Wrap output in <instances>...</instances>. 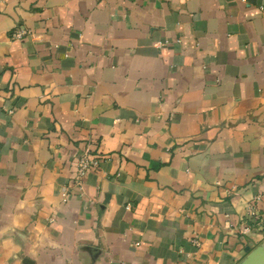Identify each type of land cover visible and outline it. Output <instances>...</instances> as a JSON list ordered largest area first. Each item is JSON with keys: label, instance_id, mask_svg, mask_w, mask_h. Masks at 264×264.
Masks as SVG:
<instances>
[{"label": "crops", "instance_id": "obj_1", "mask_svg": "<svg viewBox=\"0 0 264 264\" xmlns=\"http://www.w3.org/2000/svg\"><path fill=\"white\" fill-rule=\"evenodd\" d=\"M0 264H264V0H0Z\"/></svg>", "mask_w": 264, "mask_h": 264}, {"label": "built area", "instance_id": "obj_2", "mask_svg": "<svg viewBox=\"0 0 264 264\" xmlns=\"http://www.w3.org/2000/svg\"><path fill=\"white\" fill-rule=\"evenodd\" d=\"M29 30L25 27L19 26L12 32V37L23 38ZM98 165L95 158H90L88 155L81 156L76 162V183L80 184L82 176L91 168ZM196 242V240H194Z\"/></svg>", "mask_w": 264, "mask_h": 264}]
</instances>
